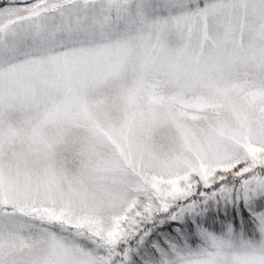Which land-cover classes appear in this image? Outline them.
Wrapping results in <instances>:
<instances>
[{"label":"snow or ice","instance_id":"6c2138e0","mask_svg":"<svg viewBox=\"0 0 264 264\" xmlns=\"http://www.w3.org/2000/svg\"><path fill=\"white\" fill-rule=\"evenodd\" d=\"M0 264H264V0H0Z\"/></svg>","mask_w":264,"mask_h":264}]
</instances>
